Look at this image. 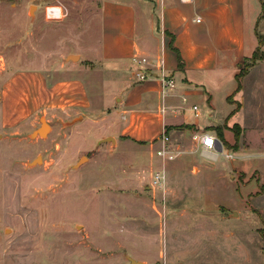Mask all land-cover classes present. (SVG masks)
<instances>
[{
  "label": "rangeland",
  "instance_id": "1",
  "mask_svg": "<svg viewBox=\"0 0 264 264\" xmlns=\"http://www.w3.org/2000/svg\"><path fill=\"white\" fill-rule=\"evenodd\" d=\"M101 2L0 0V264H264V156L216 161L170 132L178 156L161 190L151 185L161 161L149 166L159 143L101 142L118 135L107 121L93 125L32 101L24 108L26 79L37 81V72L50 87L86 71L96 114L117 104L120 92L108 88L117 76L80 55L101 37ZM258 23L260 44L261 14ZM239 72L247 75L229 78V99L226 87L212 91L213 117L222 118L211 128L235 156L254 152L246 129H262L264 143V45ZM194 97L207 113L206 96ZM251 113L259 118L253 124ZM41 117L48 136L31 137Z\"/></svg>",
  "mask_w": 264,
  "mask_h": 264
},
{
  "label": "crops",
  "instance_id": "2",
  "mask_svg": "<svg viewBox=\"0 0 264 264\" xmlns=\"http://www.w3.org/2000/svg\"><path fill=\"white\" fill-rule=\"evenodd\" d=\"M260 14L264 18V0H102L99 10L101 37L80 55L86 57L87 63L100 66L106 74L117 76L108 84L109 90L114 86L120 92V96L115 97L117 104L96 114L95 103L99 98L91 96V92L97 90L86 79V71H75L76 76L55 81L50 87H47V78L37 72V81L26 79L27 89L31 87L32 90L24 96V108L27 109L32 101L38 107L45 105L73 111L93 125L107 121L115 133L118 131L113 137L117 144L123 139L125 143L151 147L159 143L164 126L169 128L168 134L178 133L185 143L193 142L194 136L202 132H210L221 140L211 128L222 118L216 121L213 117L212 91L226 87L224 95L228 93L229 99L233 93L228 92L227 81L232 75L237 78L242 61L254 54L258 46L264 45V42L258 43ZM177 51L183 58L181 67ZM133 57H145L152 66L135 65ZM161 61L177 82V89L165 98L160 92V81L155 77ZM140 69L149 71L154 77L139 81L135 73ZM242 90L239 87L237 92ZM201 95L206 96L209 110L205 113L199 108L200 116L197 117L192 106L197 105L193 102L194 96ZM182 97L187 101L183 102ZM244 107L247 119L250 106ZM248 118L250 124L259 119L255 113ZM168 119L172 120L170 127L166 125ZM245 131L250 134L253 144L249 149L254 152H239L229 160L245 161L256 156L255 153L264 156L262 129ZM223 137L227 138L226 133ZM196 142L199 153H203ZM159 147L160 143L157 149ZM160 161L156 156L149 166H158ZM243 166L247 169V162ZM262 170L264 172V167Z\"/></svg>",
  "mask_w": 264,
  "mask_h": 264
},
{
  "label": "built area",
  "instance_id": "3",
  "mask_svg": "<svg viewBox=\"0 0 264 264\" xmlns=\"http://www.w3.org/2000/svg\"><path fill=\"white\" fill-rule=\"evenodd\" d=\"M132 62L138 66H152V64L145 57H133ZM159 71L157 72L156 78L160 81V92L163 98L172 94L173 91L177 89V82L173 75L168 73L164 69L162 61L158 65ZM136 76L139 81H144L150 78H153L154 75L149 71H143L142 69L138 70ZM182 101L186 102L187 98L182 97ZM164 107L162 112H165ZM192 109L194 114L199 117L200 111L197 105H193ZM195 140L198 141L202 152L210 157H213L217 160L220 155H223L227 159H233L235 155L225 150L223 142L214 134L210 132H202L194 136ZM160 147L157 149L156 154L161 160L160 166L152 173L151 176V185L165 190L167 186V167L166 162L176 158L178 155L171 143V137L168 134L167 128L164 126L162 133L158 138Z\"/></svg>",
  "mask_w": 264,
  "mask_h": 264
},
{
  "label": "water",
  "instance_id": "4",
  "mask_svg": "<svg viewBox=\"0 0 264 264\" xmlns=\"http://www.w3.org/2000/svg\"><path fill=\"white\" fill-rule=\"evenodd\" d=\"M70 59L73 60V59H75V57L71 56ZM50 129H51V125L46 121V118L45 117H41L40 126L32 132L31 137L32 136H34V137H38V136L46 137V136H48V133H49ZM108 141H111L113 143L116 142L115 139L113 137H111V136L110 137H106V138L101 140V142H108ZM85 159H88V157L87 156H82L79 159V161L74 165V167L75 168H79L80 166H82L83 161ZM40 160H41V156H38L32 163H37ZM131 263L132 264H145V263H143L141 261H136V260H131Z\"/></svg>",
  "mask_w": 264,
  "mask_h": 264
},
{
  "label": "trees",
  "instance_id": "5",
  "mask_svg": "<svg viewBox=\"0 0 264 264\" xmlns=\"http://www.w3.org/2000/svg\"><path fill=\"white\" fill-rule=\"evenodd\" d=\"M263 38H264V37H263ZM263 42H264V41H263ZM177 55H178L179 65H180V67H181V66L183 65V58L181 57V55H180V53H179L178 51H177ZM241 76H243L242 73H241V72L238 73V75H237V79L239 80V78H240ZM239 87H241V86H239ZM229 98H230V97H229ZM167 131H168V129H167ZM239 135H240V131L237 132V135H236V137H235L236 140L239 138ZM262 237H263V243H264V233H263ZM263 253H264V245H263Z\"/></svg>",
  "mask_w": 264,
  "mask_h": 264
},
{
  "label": "clouds",
  "instance_id": "6",
  "mask_svg": "<svg viewBox=\"0 0 264 264\" xmlns=\"http://www.w3.org/2000/svg\"><path fill=\"white\" fill-rule=\"evenodd\" d=\"M56 12H57V16L59 17V9H57Z\"/></svg>",
  "mask_w": 264,
  "mask_h": 264
}]
</instances>
